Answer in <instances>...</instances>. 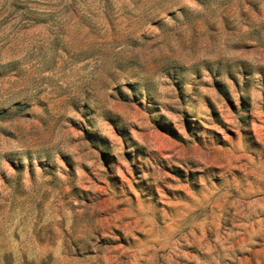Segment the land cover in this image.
<instances>
[{
    "label": "rangeland",
    "instance_id": "1",
    "mask_svg": "<svg viewBox=\"0 0 264 264\" xmlns=\"http://www.w3.org/2000/svg\"><path fill=\"white\" fill-rule=\"evenodd\" d=\"M0 264H264V0H0Z\"/></svg>",
    "mask_w": 264,
    "mask_h": 264
}]
</instances>
